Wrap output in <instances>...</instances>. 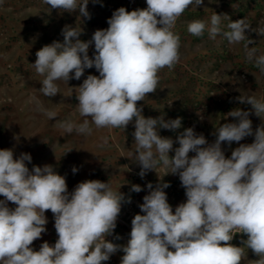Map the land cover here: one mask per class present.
I'll return each mask as SVG.
<instances>
[{
    "label": "clouds",
    "instance_id": "1",
    "mask_svg": "<svg viewBox=\"0 0 264 264\" xmlns=\"http://www.w3.org/2000/svg\"><path fill=\"white\" fill-rule=\"evenodd\" d=\"M51 9L89 17V0H43ZM95 3L96 0H93ZM4 0H0V5ZM204 0H146L147 8L115 10L106 29L96 30L91 40L80 39L82 29L66 25L63 43L53 41L36 52L32 64L43 76L39 89L45 97L59 93L57 81L80 80L93 67L99 75H88L77 88L82 123L62 122L64 133L91 135L96 129H123L134 122L136 150L131 154L141 166L143 178L157 167L178 174L185 189L186 202L175 211L168 202L166 182L155 188L147 184L149 194L131 220L130 238L124 245L107 239L117 226L125 196L113 190L109 182L85 180L69 193L66 177L52 165L27 166L30 154L14 158L12 149H0V264H104L118 251L120 264H241L248 250L264 264V124L253 131L250 112L234 109L227 115L237 122L215 128V141L209 143L194 128L173 139L160 135V129L175 131L182 118L165 120L142 115V106L150 93L158 89L162 69H174L180 60V37L174 31L177 21L193 4ZM221 15L210 22L194 20L187 25L189 34L209 39L222 35L229 44L243 43L246 59L264 73V54H257L255 41L246 32L264 37V27L252 28L245 19L221 27ZM94 44V55L89 48ZM241 104L251 105L254 114L264 116V101L255 96H239ZM49 119L57 113L46 111ZM254 136L250 144L240 143ZM239 146L226 157L222 144ZM103 145L108 138H102ZM193 153V155H190ZM27 162V163H26ZM78 169L73 166L72 172ZM132 191L142 188L133 185ZM11 202L15 207H9ZM131 202L130 198L126 201ZM54 216L58 239L54 245H31L46 232L45 213ZM236 234L247 236L242 246L231 243ZM119 240L121 237L116 236ZM247 249V251H246Z\"/></svg>",
    "mask_w": 264,
    "mask_h": 264
},
{
    "label": "rangeland",
    "instance_id": "2",
    "mask_svg": "<svg viewBox=\"0 0 264 264\" xmlns=\"http://www.w3.org/2000/svg\"><path fill=\"white\" fill-rule=\"evenodd\" d=\"M120 7L128 11L147 8L146 0H89V17H83L79 11L73 13L51 9L43 0H4L0 5V149H12L14 158L22 153L32 157L28 167L52 165L66 177L68 191L85 180L109 182L113 190H119L125 196L117 226L107 239L124 245L130 238L131 220L140 212L139 205L143 197L149 194L147 184L153 187L166 182L170 187L164 189L168 202L175 208L186 202L185 189L181 186L178 174H168L170 169L157 167L149 170L141 178V166L131 154L136 150L133 137L134 122L125 130L96 129L91 135L64 133L62 122L76 124L83 119L78 110L76 94L78 87L88 75H99L96 69H86L80 80L71 79L68 83L57 81L59 93L54 97H45L39 89L43 76L39 75L32 64L36 52L53 41L63 43L62 29L68 25L82 29L81 40L89 41L98 29H106L107 20ZM221 15L223 30L231 21L245 19L252 28L264 27V0H204L198 8L193 4L177 21L174 31L180 37V60L174 69L160 71L159 85L155 93H150L142 106L145 118L165 120L182 118V127L175 131L160 129V135L173 139V150L179 146L177 136L184 129L192 127L197 134H203L209 143L216 139L215 128L224 123L237 122V118L227 114L234 109L249 111L253 131L264 124V116L257 117L251 105L241 104L239 96H255L264 101V73L254 66V61L246 59L243 43L229 44L222 36L209 39L207 31L202 37L188 33L187 25L194 20L210 22L214 14ZM256 43L258 55L264 54V37L255 32H246ZM94 44L89 48L90 58L94 55ZM46 111L57 113L49 119L45 112L38 111L37 105ZM108 138L103 145L102 138ZM254 136L246 137L240 143H252ZM239 145L235 142L229 147L222 144L226 157ZM193 155V153H190ZM27 163V162H26ZM75 166L78 171L72 172ZM133 185H139L142 191H132ZM130 198L131 202H126ZM4 197L0 196V200ZM9 207H15L11 202ZM48 223L46 232L31 247L38 251L44 242L54 245L58 239L54 228V216L51 211L45 213ZM116 236L121 237L117 240ZM247 236L236 234L231 241L242 246ZM247 251V249H246ZM122 251L112 255L104 264H120ZM257 257L251 249L241 264H256Z\"/></svg>",
    "mask_w": 264,
    "mask_h": 264
}]
</instances>
